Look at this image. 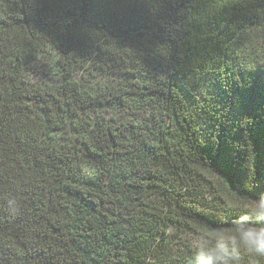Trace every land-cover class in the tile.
Here are the masks:
<instances>
[{
	"label": "trees",
	"instance_id": "1",
	"mask_svg": "<svg viewBox=\"0 0 264 264\" xmlns=\"http://www.w3.org/2000/svg\"><path fill=\"white\" fill-rule=\"evenodd\" d=\"M44 53L56 82L26 75ZM189 76L238 120L202 137ZM258 243L264 0H0V264H264Z\"/></svg>",
	"mask_w": 264,
	"mask_h": 264
},
{
	"label": "rangeland",
	"instance_id": "2",
	"mask_svg": "<svg viewBox=\"0 0 264 264\" xmlns=\"http://www.w3.org/2000/svg\"><path fill=\"white\" fill-rule=\"evenodd\" d=\"M47 55L44 53L41 58L31 62L26 68V75L28 79L33 82H56L59 78V73L50 67L47 62ZM184 93L189 99L200 101L203 106V111L200 112L195 119L197 129L202 137H205L210 130L211 119L215 115H226L233 121H237L239 118V111L234 105L226 100L218 91L215 81L211 77L206 76H189L185 80L179 81ZM106 117L116 119L120 116V110L116 107H108L100 109ZM148 115L145 114V116ZM150 124L153 123H168V119L162 116V114H150L147 118ZM211 207L219 209L216 204ZM201 240L193 235H179L172 243L175 248L174 252L178 249H184L186 247L197 248L201 247Z\"/></svg>",
	"mask_w": 264,
	"mask_h": 264
},
{
	"label": "clouds",
	"instance_id": "3",
	"mask_svg": "<svg viewBox=\"0 0 264 264\" xmlns=\"http://www.w3.org/2000/svg\"><path fill=\"white\" fill-rule=\"evenodd\" d=\"M13 202L10 201L9 204L11 205ZM11 211H15L14 208H11ZM254 251L257 255H261L264 256V243H258L254 246ZM195 264H200V254H199V250L197 252V255L195 257Z\"/></svg>",
	"mask_w": 264,
	"mask_h": 264
}]
</instances>
